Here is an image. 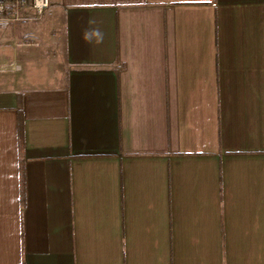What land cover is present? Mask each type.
Masks as SVG:
<instances>
[{
    "label": "crops",
    "instance_id": "obj_1",
    "mask_svg": "<svg viewBox=\"0 0 264 264\" xmlns=\"http://www.w3.org/2000/svg\"><path fill=\"white\" fill-rule=\"evenodd\" d=\"M5 29L0 264H264V0H50Z\"/></svg>",
    "mask_w": 264,
    "mask_h": 264
},
{
    "label": "built area",
    "instance_id": "obj_2",
    "mask_svg": "<svg viewBox=\"0 0 264 264\" xmlns=\"http://www.w3.org/2000/svg\"><path fill=\"white\" fill-rule=\"evenodd\" d=\"M49 6L50 0H0V25L39 21Z\"/></svg>",
    "mask_w": 264,
    "mask_h": 264
},
{
    "label": "rangeland",
    "instance_id": "obj_3",
    "mask_svg": "<svg viewBox=\"0 0 264 264\" xmlns=\"http://www.w3.org/2000/svg\"><path fill=\"white\" fill-rule=\"evenodd\" d=\"M21 23H25V22H21ZM10 25H12V24H8V25H0V27H5L6 29H5V34L6 35H8V33H9V30H10ZM24 29H26V27L24 28ZM24 31V30H23ZM27 34V33H26ZM26 34H22V36L20 37V38H18V42H29V41H27V40H29L28 39V37H27V35ZM4 42H6V43H4V45H1L3 48H10V43L8 42V39H6V41H4ZM3 61L2 60H0V63H2ZM28 69H31V71H33L35 74H36V76H37V78L35 79L36 81H38V80H40L41 79V77H43L44 75H45V73H46V70L45 69H42L41 67L39 68L38 66H36V65H34V64H31V65H29V68ZM12 76H14V73H1L0 74V78L1 77H12ZM40 76V77H39ZM39 77V78H38ZM19 81V80H18ZM35 82V81H34ZM34 82H32L31 80H27L26 82H21L22 84H30V83H34Z\"/></svg>",
    "mask_w": 264,
    "mask_h": 264
}]
</instances>
